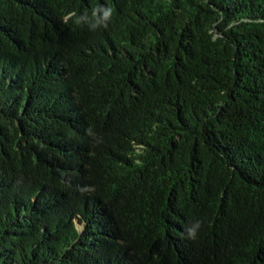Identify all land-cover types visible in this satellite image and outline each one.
<instances>
[{
    "label": "trees",
    "instance_id": "1",
    "mask_svg": "<svg viewBox=\"0 0 264 264\" xmlns=\"http://www.w3.org/2000/svg\"><path fill=\"white\" fill-rule=\"evenodd\" d=\"M0 264H264V0H0Z\"/></svg>",
    "mask_w": 264,
    "mask_h": 264
},
{
    "label": "clouds",
    "instance_id": "2",
    "mask_svg": "<svg viewBox=\"0 0 264 264\" xmlns=\"http://www.w3.org/2000/svg\"><path fill=\"white\" fill-rule=\"evenodd\" d=\"M100 9H101V8H100ZM97 10H99V9H94V10H93V16H94V17H95V14H96ZM110 14H111V9H108V12L105 13V16L107 17V16L110 15ZM73 15H75V14H73ZM75 22H76V23H80V22H81V17H78V18L75 20ZM97 22H99L98 19H97ZM195 234H196V233H189V238H190V239H194V238H195Z\"/></svg>",
    "mask_w": 264,
    "mask_h": 264
}]
</instances>
